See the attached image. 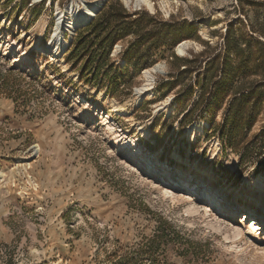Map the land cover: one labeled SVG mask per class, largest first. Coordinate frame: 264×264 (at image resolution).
I'll return each mask as SVG.
<instances>
[{"label": "rangeland", "instance_id": "1", "mask_svg": "<svg viewBox=\"0 0 264 264\" xmlns=\"http://www.w3.org/2000/svg\"><path fill=\"white\" fill-rule=\"evenodd\" d=\"M94 1L0 0V264H264V231L251 229L244 206L221 195L215 215L202 196L141 166L249 196L247 206L264 214V114L236 133V148L221 140L209 114L183 119L199 71L182 73L186 66L175 58L202 54L203 68L220 54L231 25L245 45L251 36L264 41V0H153L155 10L103 0L90 22L88 15L66 31L71 42L59 58L33 50L48 42L58 6ZM116 10L127 21L141 19L145 30L134 26L136 33L117 38L99 77L81 76L95 52L88 45L74 51L76 41ZM156 21L196 29L173 44L148 34ZM156 64L163 68L151 93L136 102L144 69ZM90 80L116 81V96ZM213 111L218 125L224 102Z\"/></svg>", "mask_w": 264, "mask_h": 264}, {"label": "trees", "instance_id": "2", "mask_svg": "<svg viewBox=\"0 0 264 264\" xmlns=\"http://www.w3.org/2000/svg\"><path fill=\"white\" fill-rule=\"evenodd\" d=\"M106 20H98L89 28L87 36H81L75 43L74 51L84 48L85 45L92 47V54L82 65L80 69L81 76L88 77L92 75L97 78L103 70V66L110 60V53L113 44L117 38L133 30L134 26L139 31L141 19L125 20L126 15L123 11L116 10L109 14ZM115 18V20H113ZM154 21V20H150ZM80 29V28H79ZM144 29V30H143ZM196 27L188 22L171 23L156 21V25L148 31L150 36L157 33L163 34L177 44L185 37L193 36ZM233 26H228L223 49L220 54L211 58L202 68L203 61H199L200 56L195 57H177V61H182V73L199 71L196 80L190 87H197L196 100L193 106L189 107L183 114V119L189 117L196 111L200 114H209V123L216 128L219 136L225 144L236 148V133L251 129L255 122L264 114V41L258 37L251 36V40L245 43L232 36ZM133 33L137 31L133 30ZM224 52L223 63L219 58ZM172 52L170 53V56ZM88 75V71H92ZM183 75V74H182ZM260 76V79H255ZM108 85L96 83V81H87L88 84H97V86L106 89L107 93L113 97L115 91L119 88L116 81H109ZM221 102H224L225 112L223 120L217 125L213 119V108Z\"/></svg>", "mask_w": 264, "mask_h": 264}, {"label": "bare ground", "instance_id": "3", "mask_svg": "<svg viewBox=\"0 0 264 264\" xmlns=\"http://www.w3.org/2000/svg\"><path fill=\"white\" fill-rule=\"evenodd\" d=\"M103 0H95L92 4H89L85 2L84 4L80 6L74 7H68L67 9H62L60 6L57 7V23L53 30V33L51 34L49 40L47 43H39L36 44L33 48V50H36L38 53H48V55L52 59H57L61 56V54L67 50V48L70 45L71 39L66 37L65 33L67 30H71L74 28L78 20L81 19L80 24L85 20L89 14L92 13L93 9L99 4L98 2H101ZM124 2L130 6L133 5L135 7H142L147 6L151 10H155V3L153 0H124ZM165 3V2H164ZM93 14V13H92ZM79 22V21H78ZM188 43L186 41L182 42L178 46V51L180 54H182ZM19 57L23 58L25 60H29V52L25 50H21L19 52ZM30 61V60H29ZM163 68L162 64H156L151 68L144 69L143 74L146 77V82L137 88L135 101H141L146 95H149L151 93V85L153 84V81L155 79V72H159L160 69ZM115 110L117 111H123L125 110L123 105L117 104L114 106ZM205 125H208V122H203ZM141 166H145L147 168L148 173H152L155 175H159L160 177H163L164 181L166 180H173L174 182H177V185H180L184 188H187L191 193L192 196L196 193L197 195H200L204 198L205 203L207 204V208L205 210L210 211L211 208L215 209V206L218 204V200H216L219 196H224L225 200L227 198H232L233 203H237L236 206H244V212L242 216H244V220L246 222L252 223L251 229H257L260 232L264 231V214L263 213H257L253 210H251L247 204L251 203L252 200L249 196H245L242 198H233L231 195H225L223 193H220L219 190H217L215 187H205L202 188V182L201 181H186L182 177L174 176L171 172L168 170H162L158 168L156 165L153 164H141ZM177 193H182L179 191H176ZM190 196V195H189ZM189 198V197H188ZM194 198V197H192ZM191 199V198H189ZM221 203V201H219ZM219 203V204H220ZM195 204V203H194ZM222 205V204H221ZM224 205V203H223ZM194 210L196 211L198 208L197 206H192ZM219 208V206H218ZM217 214V213H216ZM215 214V215H216ZM232 216H234V213H232ZM243 220V221H244ZM231 222H233V219H230ZM258 231V232H259ZM240 233V232H239Z\"/></svg>", "mask_w": 264, "mask_h": 264}, {"label": "built area", "instance_id": "4", "mask_svg": "<svg viewBox=\"0 0 264 264\" xmlns=\"http://www.w3.org/2000/svg\"><path fill=\"white\" fill-rule=\"evenodd\" d=\"M103 3H104V2H103ZM100 4H101V3H99V4L93 9V11H92L93 15H92V13L89 14V18H88L85 22H90L91 19H93V16H94L96 13L99 12V10L102 8V6L99 8ZM83 24H84V23L81 24V27H82Z\"/></svg>", "mask_w": 264, "mask_h": 264}]
</instances>
